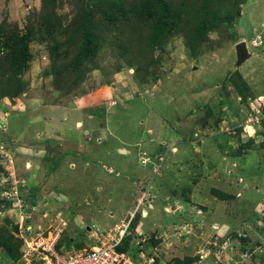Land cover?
Segmentation results:
<instances>
[{
    "label": "rangeland",
    "instance_id": "rangeland-1",
    "mask_svg": "<svg viewBox=\"0 0 264 264\" xmlns=\"http://www.w3.org/2000/svg\"><path fill=\"white\" fill-rule=\"evenodd\" d=\"M163 9L178 29L155 45L144 19L127 48L113 38L122 17ZM86 10L102 43L74 84L69 32ZM0 30L30 33L26 69L0 86V241L88 243L144 195L132 259L264 264V0H0ZM19 261L0 246V264Z\"/></svg>",
    "mask_w": 264,
    "mask_h": 264
},
{
    "label": "trees",
    "instance_id": "trees-1",
    "mask_svg": "<svg viewBox=\"0 0 264 264\" xmlns=\"http://www.w3.org/2000/svg\"><path fill=\"white\" fill-rule=\"evenodd\" d=\"M223 2H226L228 0H221ZM220 0H217V3H219ZM202 12L201 14H204L208 16L211 19V22L215 23L217 22L218 18L211 17L210 13L205 11V7H201ZM226 11V9H225ZM145 15H142L139 17V20L134 21L132 23L131 19H125L123 18V24L124 27L120 30V33H117V37H113L115 40L118 41H124L122 43V47L125 49L127 46H129L133 41V35L140 29V23L144 19L148 26V32L146 30V33H150L148 39L149 43L151 45H155L161 36L170 35L173 30H177L178 24H177V17L175 16H168V11L166 9H163V12L160 14H154L146 12L145 10H142ZM86 13V14H85ZM84 13V17L81 21H78L77 23H73L74 30L69 32L70 33V40L75 39V46L76 52L72 56V59L67 63L66 66V73L69 72L71 76H73V83L78 84L84 79L85 73L88 72L91 69L96 68V58L97 54L100 50V45L102 42L99 41L98 37H100V27L98 23H95L94 21V15H92L91 11L87 12V10ZM122 21V20H121ZM129 22H131V25H129ZM113 21H110L108 23V33L112 35L113 33ZM206 21L201 20L198 25H196L195 28H193V40L201 39V36L203 35L204 31L207 27ZM107 28V27H105ZM136 31V33H137ZM135 33V34H136ZM30 33H27L23 36H18V34H15L13 32L4 33L0 30V54L2 56L0 57V61H4L5 65L7 66V72H2L0 70V86L2 85V81L4 82L5 79L9 78H17L19 74L23 72L24 69H26L27 62L29 60L28 55V47L27 42L30 40ZM5 66H0L2 69ZM5 70V69H3ZM64 70V69H63ZM5 75H8L5 77ZM8 91L2 93V95L7 94ZM241 93V92H240ZM15 93L14 95H16ZM264 146V145H263ZM56 164L51 168L53 170L55 168ZM30 199L34 198V191H31L29 194ZM33 202V200H31ZM140 216V214L137 216V218ZM134 226H136V214L133 222L131 223L130 230L134 229ZM127 238L124 239L121 247L118 248L119 252H125L127 247ZM17 246H11L8 245L7 241H0V246L3 248L4 251L9 255V257L13 261L20 260L21 254H20V248L19 243L21 241L17 242ZM64 243V246H61L60 244ZM74 241L70 238L63 240H60L57 244V249H60L61 247H64L65 249H70L72 247L74 248H82L84 247V244L81 242L74 243ZM127 252V251H126ZM135 262H140L141 260L133 259ZM154 264H156V261H154Z\"/></svg>",
    "mask_w": 264,
    "mask_h": 264
},
{
    "label": "built area",
    "instance_id": "built-area-1",
    "mask_svg": "<svg viewBox=\"0 0 264 264\" xmlns=\"http://www.w3.org/2000/svg\"><path fill=\"white\" fill-rule=\"evenodd\" d=\"M144 198V195H141L135 210L113 227L102 230L87 228L89 241L84 243L82 248L57 249L60 233L51 234L50 237L38 236L32 241L23 239L18 264H154L153 257L135 262L126 251H118L130 234L131 223Z\"/></svg>",
    "mask_w": 264,
    "mask_h": 264
},
{
    "label": "water",
    "instance_id": "water-1",
    "mask_svg": "<svg viewBox=\"0 0 264 264\" xmlns=\"http://www.w3.org/2000/svg\"><path fill=\"white\" fill-rule=\"evenodd\" d=\"M235 56H236V67H239L250 57L247 46L245 42H239L235 45ZM121 153H125L124 150H120Z\"/></svg>",
    "mask_w": 264,
    "mask_h": 264
},
{
    "label": "clouds",
    "instance_id": "clouds-1",
    "mask_svg": "<svg viewBox=\"0 0 264 264\" xmlns=\"http://www.w3.org/2000/svg\"><path fill=\"white\" fill-rule=\"evenodd\" d=\"M145 217H146V216H145ZM145 217H144V218H145Z\"/></svg>",
    "mask_w": 264,
    "mask_h": 264
}]
</instances>
